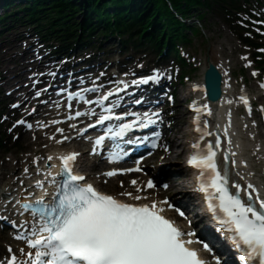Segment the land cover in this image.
<instances>
[{"label": "snow or ice", "instance_id": "1", "mask_svg": "<svg viewBox=\"0 0 264 264\" xmlns=\"http://www.w3.org/2000/svg\"><path fill=\"white\" fill-rule=\"evenodd\" d=\"M159 79L157 74L133 83L147 84L149 80ZM124 87L127 88L128 85L125 84ZM95 90L91 89V91ZM113 94L109 92L103 100H107ZM36 95L39 96L40 92ZM73 98V94L70 93L68 99L71 101ZM140 102V100L135 101L137 104ZM244 103L248 104L249 101L244 98ZM69 107L71 108V104ZM211 109L212 106L209 104L207 106L209 115H213ZM197 111L203 113L205 109L198 108ZM84 115L88 113L80 111L75 113L76 117ZM91 115L95 116L96 113L93 111ZM132 115L136 116V120L122 123L119 132L112 134L122 136L130 128L136 126L145 128L155 123L152 116L159 117L158 112L151 115L145 113L143 120L135 113ZM110 119L111 116L101 115L96 120V124H103ZM88 127L92 128L95 125L89 124ZM208 129L206 131L205 128H200V131L205 133L204 138L213 135L221 137L218 143L223 146L225 141L222 134L211 131V124L208 125ZM57 131L62 133L63 129ZM109 132L111 129L95 138L93 152L103 143ZM63 139L68 140L70 137L65 136ZM228 142L231 144V137L228 138ZM153 146H157L155 140ZM196 148L198 151L191 163L203 173L200 191L207 194L213 211L225 230L231 234L235 244L245 253L244 259L248 264H264V193L259 189L255 194L249 190L247 200L235 194L230 187L231 177L220 162L222 149L218 150L211 144L207 148L203 144H197ZM168 151L171 149L169 148ZM227 151L231 153L232 149L229 147ZM78 156V153L71 152L59 157L62 161L61 169L52 175L50 181L55 189L51 193L53 200L46 202L45 196L42 195L34 203L25 201L23 204V208L32 215L29 228L31 236L25 241L28 250L20 249L25 253L28 264H208V261L201 258L195 249L188 247L193 242L190 238L194 233L185 232L174 221L162 215L163 209L158 206L157 201L153 200L150 204L125 202L113 195L97 191L91 183H81L86 181V177L74 174V165ZM53 159V156L47 157L48 161ZM109 159L111 161L120 157L114 156ZM139 164L138 160L134 168L109 169L103 175L113 177L117 173L140 172ZM245 167H247L246 161ZM35 183L37 187H43L41 181ZM128 183L137 185L135 179L129 180ZM144 187L153 189L156 185L152 179H148ZM164 187L167 188L169 185ZM235 187L240 192L245 191L240 184H236ZM252 187V185L248 186L249 189ZM141 190L139 186L136 187L137 193ZM47 194L45 190V195ZM121 195L131 197L133 201L144 199L138 194L133 196L131 192H122ZM255 197H261L259 206ZM160 203L169 208L173 207L167 199ZM175 210L180 217L185 216L180 209ZM24 223L27 225L29 222L25 220ZM16 238L25 239L19 235ZM203 248L207 252H212V248L207 243L203 244ZM15 251L11 247L7 249L9 253ZM212 259L215 264H224L219 256L213 255ZM3 264H18V258L13 254Z\"/></svg>", "mask_w": 264, "mask_h": 264}, {"label": "rangeland", "instance_id": "2", "mask_svg": "<svg viewBox=\"0 0 264 264\" xmlns=\"http://www.w3.org/2000/svg\"><path fill=\"white\" fill-rule=\"evenodd\" d=\"M205 25H206L205 37L209 41L206 43V45H201V41L198 42L197 50L194 53L196 56L194 61H196V63H197V66H196L197 69L191 73V78L194 79L195 81H201L203 70L207 64V59H211L214 63H216L218 65H220V61H221V66L226 71H229L230 69H234L233 73H232L233 77L239 78V76L242 75L244 78H246V83L242 82L240 84V87H242L243 85L246 84V85H249V87L252 90H254L256 87L254 80L249 79L250 78L249 72L242 68L241 63L239 61V54H240L239 52L241 51L242 48L238 43L236 35H234L230 31V29L228 28V24L223 22L218 17L207 16L206 20H205ZM21 46L23 48V45H21ZM116 46L117 45H115V44H109L107 46V48H109V50L113 52L116 50ZM11 48H13V47H6V48L2 49V53L0 52V63H2L3 60L4 61L6 60L5 61V68H6V71L8 72V74H10L13 71L12 68L10 67L11 61H13L11 59H14L16 61V63H18L19 65H21L22 63L25 62V61H23V59L20 55H11L10 56L9 51L11 50ZM127 61H129V60L127 59ZM115 63H117L116 59H115ZM238 70H240V71H238ZM0 76H3V75L1 74ZM13 77H14V75L10 76L9 79L12 80V79L16 78V77H14V78ZM235 78L233 80V83L235 82ZM184 89L186 90V87L181 88V94L180 93L177 94L178 95L177 100L180 103L179 106H177V109H178L177 114L179 116H184V114H186V112H187V110L183 109V107H181V112H180V105L181 104L183 105L182 93L184 92ZM184 99L185 100L188 99V96L186 94H184ZM184 103H186V101ZM186 105H187V103H186ZM181 124H184L183 130L186 129L185 134L188 135L187 134V125L185 124V122H182ZM1 125H2V123H0V128H1ZM0 134H1V130H0ZM2 138L7 143L9 152H3L1 147H0V160L2 158H9L11 160V162H15L17 160V158L19 157V155H21L25 152L24 148L22 146V143L15 140L16 141L15 145L10 146L9 144L14 142V140L10 141L8 138V135L7 136L3 135ZM179 145L181 146V149L186 147L185 142L183 144L181 143ZM11 151H12V153H11ZM10 153H11V155L8 156ZM178 156H182V155L178 154ZM174 159L179 160V158H173V160ZM159 161L164 162V160L162 158H159ZM4 165L9 166L10 163L4 161Z\"/></svg>", "mask_w": 264, "mask_h": 264}, {"label": "bare ground", "instance_id": "3", "mask_svg": "<svg viewBox=\"0 0 264 264\" xmlns=\"http://www.w3.org/2000/svg\"><path fill=\"white\" fill-rule=\"evenodd\" d=\"M75 2V1H73ZM75 4L73 3L72 6H74ZM68 65L62 66L60 68V70H65L67 69ZM73 72L70 73V76H73ZM66 75H63V77L59 80L65 81L67 78ZM1 81V80H0ZM5 85V84H4ZM6 86V85H5ZM27 87V84L18 88V90L16 91L17 94H19V92L23 89H25ZM27 90V89H26ZM11 93H7L6 96H4L3 98L4 101H6L8 99V97H10ZM128 101H130V99H128ZM198 103H206V101H202L200 100V102ZM209 104V103H208ZM214 109L218 112L219 115H221L222 119L225 121V129H222L225 137H227V141L228 138L231 137V144H229V146L234 150V158L236 161H238V169L237 167L234 168V173L237 175L238 179L244 180L246 178L249 177H253L254 173H253V167L251 166L252 164H248L247 163V167H245V159L243 157V153H242V149L240 147V143H239V139H236L234 137V135L231 133V127L229 126V123L231 121V117L229 115L230 112V101L229 98H226V96L223 98V100H221L220 102H218L216 105H214ZM229 143V142H228ZM243 144V141H242ZM35 172V169H34ZM175 181H180V178H176L173 180ZM4 212L9 214L12 218H14L15 223L20 226V229H23L24 226H27L29 224H31V221L29 219V217H19L18 215H16L14 212H11L10 210H8L7 208L4 209ZM14 213V214H13ZM27 220L29 223L27 225H25L24 221ZM12 249H15L16 251L14 253H9L7 252V249H5V247L3 248L4 253L1 257L2 262L6 261V259H8L11 255L15 254L17 257H20V246H13Z\"/></svg>", "mask_w": 264, "mask_h": 264}, {"label": "trees", "instance_id": "4", "mask_svg": "<svg viewBox=\"0 0 264 264\" xmlns=\"http://www.w3.org/2000/svg\"><path fill=\"white\" fill-rule=\"evenodd\" d=\"M148 0H136L135 2H133V0H125V2H129L132 6H134V7H136L137 9H140V8H142L144 5H146V3L148 4L149 2H147ZM156 1H159V0H156ZM173 3H176V5L177 4H179L180 3V1L181 0H171ZM185 1H188V2H194V1H197V0H185ZM88 2L91 4L90 5V7H92V6H94L93 5V3H95V0H88ZM53 6H57V5H59L58 3H53L52 4ZM54 8V7H53ZM71 8V7H70ZM69 8V9H70ZM49 9H47V10H45L44 12H43V14H44V16L45 15H48V14H50V12L48 11ZM144 14H148V12H144ZM141 20H143V19H141ZM140 20V21H141ZM123 27V24H116V26H115V28L118 30V29H120V28H122Z\"/></svg>", "mask_w": 264, "mask_h": 264}]
</instances>
